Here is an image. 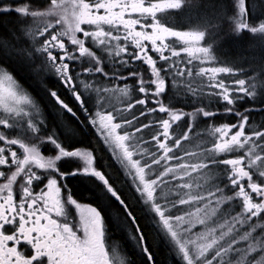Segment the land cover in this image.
I'll return each mask as SVG.
<instances>
[{"label": "snow or ice", "instance_id": "obj_1", "mask_svg": "<svg viewBox=\"0 0 264 264\" xmlns=\"http://www.w3.org/2000/svg\"><path fill=\"white\" fill-rule=\"evenodd\" d=\"M221 33L259 61L206 67ZM0 77V264H115L110 227L140 264L153 231L179 264L264 253V0H0Z\"/></svg>", "mask_w": 264, "mask_h": 264}, {"label": "trees", "instance_id": "obj_2", "mask_svg": "<svg viewBox=\"0 0 264 264\" xmlns=\"http://www.w3.org/2000/svg\"><path fill=\"white\" fill-rule=\"evenodd\" d=\"M169 15L174 17L169 18L168 26H174L178 31H189L195 29L196 24L198 23V17L202 15V12L193 9L192 11L185 13L182 16L180 10H168L167 13L161 14V16L166 18ZM187 17H190V19H188ZM206 40L207 43L205 44V46L211 45L213 47V55L216 56L217 60L228 62L216 63L214 64V66H231V63L234 62L247 69L250 67L253 60L257 62L259 61L262 52L261 41L258 37H253V35L250 33H242L240 35L231 33H229L228 35H224L223 33H221V38L207 37ZM252 74L255 75L256 73ZM51 79L55 80L56 78L53 76L51 77ZM245 107L258 106L245 105ZM257 115L259 123L264 122L261 121L264 118V114L254 113L253 117H256ZM209 123H212V121H209ZM96 147L97 155L99 156L101 163L107 165L110 162L109 154L103 151L102 147L99 144ZM187 147H189L190 150H195L192 145H188ZM43 154L46 157L53 156V153L51 152H44ZM112 163L113 168L111 169V173L113 177L117 179L118 183L123 184L125 188H127L125 178L118 172V166L114 164V161ZM75 190L77 194L82 197L80 202L90 203V199L94 198L93 189L82 188L80 185H76ZM107 240L108 245H111V242L119 244L121 249L129 256L130 259L135 260L137 261V264H140L139 257L135 255L138 250L134 249L132 242L128 240L127 234L123 230L117 227H110ZM150 241H152L154 245L153 250L156 254L157 264H179L178 258L170 250L169 246L165 242L160 240L156 232L153 231L150 233Z\"/></svg>", "mask_w": 264, "mask_h": 264}, {"label": "rangeland", "instance_id": "obj_3", "mask_svg": "<svg viewBox=\"0 0 264 264\" xmlns=\"http://www.w3.org/2000/svg\"><path fill=\"white\" fill-rule=\"evenodd\" d=\"M205 66L206 67H211V66H214V65L207 64ZM0 78H2V77H0ZM209 131H211V130H209ZM201 182H203V181L201 180ZM110 246H112L111 248L114 250L113 256L115 258V264H121V262L128 260V258L126 257V255L122 251V249H121L119 244L111 242ZM254 256H255V259H254L253 264H264V253H259V251H258L257 254H254Z\"/></svg>", "mask_w": 264, "mask_h": 264}, {"label": "flooded vegetation", "instance_id": "obj_4", "mask_svg": "<svg viewBox=\"0 0 264 264\" xmlns=\"http://www.w3.org/2000/svg\"><path fill=\"white\" fill-rule=\"evenodd\" d=\"M223 66H227V65H223ZM253 120L257 123V124H259V120H258V115L256 116V117H253ZM261 121H264V118L261 120ZM222 122H227L226 120L225 121H222ZM2 146V145H1ZM81 203H83V202H81ZM69 211H74V209H71V208H69ZM110 246V245H109ZM110 247H112V246H110ZM123 251V250H122ZM124 252V251H123ZM124 254L126 255V257L128 258V260L130 259L129 258V256L124 252Z\"/></svg>", "mask_w": 264, "mask_h": 264}]
</instances>
